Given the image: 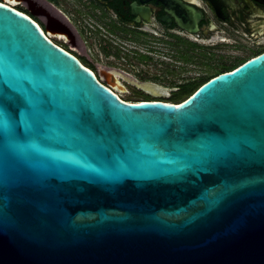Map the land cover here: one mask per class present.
Returning <instances> with one entry per match:
<instances>
[{
  "label": "water",
  "instance_id": "obj_1",
  "mask_svg": "<svg viewBox=\"0 0 264 264\" xmlns=\"http://www.w3.org/2000/svg\"><path fill=\"white\" fill-rule=\"evenodd\" d=\"M0 264H264V51L129 102L0 2Z\"/></svg>",
  "mask_w": 264,
  "mask_h": 264
},
{
  "label": "flooded vegetation",
  "instance_id": "obj_2",
  "mask_svg": "<svg viewBox=\"0 0 264 264\" xmlns=\"http://www.w3.org/2000/svg\"><path fill=\"white\" fill-rule=\"evenodd\" d=\"M0 2L31 18L47 39L129 102H180L264 51V0Z\"/></svg>",
  "mask_w": 264,
  "mask_h": 264
},
{
  "label": "rangeland",
  "instance_id": "obj_3",
  "mask_svg": "<svg viewBox=\"0 0 264 264\" xmlns=\"http://www.w3.org/2000/svg\"><path fill=\"white\" fill-rule=\"evenodd\" d=\"M244 57H247V55H244V56L240 57V58L238 59V62H240L241 60H243ZM213 72H214V71L210 70L209 72H207V74H209V73H213Z\"/></svg>",
  "mask_w": 264,
  "mask_h": 264
},
{
  "label": "trees",
  "instance_id": "obj_4",
  "mask_svg": "<svg viewBox=\"0 0 264 264\" xmlns=\"http://www.w3.org/2000/svg\"><path fill=\"white\" fill-rule=\"evenodd\" d=\"M239 64H240V63H239ZM239 64H238V65H239ZM234 67H236V66H234ZM234 67H233V68H234ZM233 68H231V69H233ZM231 69H230V70H231ZM172 103H175V102H172Z\"/></svg>",
  "mask_w": 264,
  "mask_h": 264
}]
</instances>
